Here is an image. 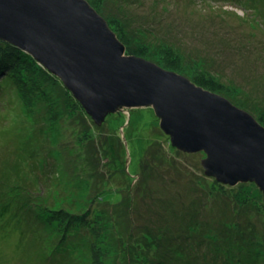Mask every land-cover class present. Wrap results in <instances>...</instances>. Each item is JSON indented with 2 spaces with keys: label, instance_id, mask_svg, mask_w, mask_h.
Wrapping results in <instances>:
<instances>
[{
  "label": "rangeland",
  "instance_id": "rangeland-1",
  "mask_svg": "<svg viewBox=\"0 0 264 264\" xmlns=\"http://www.w3.org/2000/svg\"><path fill=\"white\" fill-rule=\"evenodd\" d=\"M87 2L126 54L139 51L264 127V0ZM31 59L0 62V264H264L255 183L206 177L205 154L175 149L151 108L97 126ZM20 141H33L32 157Z\"/></svg>",
  "mask_w": 264,
  "mask_h": 264
},
{
  "label": "water",
  "instance_id": "water-1",
  "mask_svg": "<svg viewBox=\"0 0 264 264\" xmlns=\"http://www.w3.org/2000/svg\"><path fill=\"white\" fill-rule=\"evenodd\" d=\"M0 41L61 81L101 126L126 109L151 108L180 152H203L206 177L255 183L264 203V127L223 96L125 47L87 0H0Z\"/></svg>",
  "mask_w": 264,
  "mask_h": 264
},
{
  "label": "trees",
  "instance_id": "trees-1",
  "mask_svg": "<svg viewBox=\"0 0 264 264\" xmlns=\"http://www.w3.org/2000/svg\"><path fill=\"white\" fill-rule=\"evenodd\" d=\"M0 52H5V54H4V58H2V59H0V62H2V63H5L6 62V60L7 59H12V61L14 62V63H18L20 60H25V59H31V56H27L24 52H22L20 49H17V48H15V47H13L12 45H9V44H5V43H3L2 41H0ZM135 54L136 56H139L140 57V52L139 51H137V50H133V52H132V54ZM32 60V59H31ZM34 62V61H33ZM1 63V64H2ZM1 67V66H0ZM48 73V72H47ZM48 74H50V73H48ZM200 85V84H199ZM83 110V109H82ZM152 110V109H151ZM140 110H135V111H132V113H135V112H139ZM132 113H131V115H132ZM131 115L129 114V117H131ZM154 116V115H153ZM124 117V116H123ZM151 117H152V115H151ZM152 118H154V117H152ZM156 118V117H155ZM154 118V119H155ZM154 125V122H152V125H151V127ZM150 127V128H151ZM150 128L148 129V131H150ZM117 130H118V128L116 129V130H113V131H110L109 130V128H106V130H105V136H107V138L109 137V138H111V137H113V136H116L117 137V135H115V134H117ZM151 133H149V135H150ZM162 134V133H161ZM152 135V134H151ZM149 139H151L152 138V140L154 139V138H156V137H154V136H150V137H148ZM161 138H164V136H163V134H162V136L160 137V139ZM115 139V144L116 143H118V139L117 138H114ZM159 139V140H160ZM123 154H125L124 153V150H123ZM118 155H119V157L120 158H117V159H115V161H114V163H113V166L115 165V164H121V159L123 158L122 156L123 155H121V151H119L118 152ZM126 155V154H125ZM139 161H141V160H139ZM140 163V162H139ZM138 169H139V165H138V167H137V169H136V171L134 172V174L133 175H138L137 174V171H138ZM126 174H127V177H129L130 179H131V175H129L127 172H126ZM221 185V184H220ZM264 204V203H263Z\"/></svg>",
  "mask_w": 264,
  "mask_h": 264
},
{
  "label": "bare ground",
  "instance_id": "bare-ground-1",
  "mask_svg": "<svg viewBox=\"0 0 264 264\" xmlns=\"http://www.w3.org/2000/svg\"><path fill=\"white\" fill-rule=\"evenodd\" d=\"M15 126H17V125H15ZM26 128H23L22 127V130H21V132H19V134H20V136H21V138H22V136L25 134V132H26ZM20 138V139H21ZM31 140H33L34 141V139H31ZM33 141L30 143V144H26V143H24V142H19V144H18V148H19V153L21 154V156H23L24 154L26 155V156H24V158H28V154H30L32 151H31V145H32V143H33ZM10 144V143H9ZM22 147V148H21ZM22 149V150H21ZM29 157H32V155H30ZM26 162V165L27 164H33L32 162H30V161H25ZM0 163H1V161H0ZM28 168V165H27V167H24V169H27ZM22 260H23V258H22ZM21 261V260H20ZM19 261V262H20ZM25 261V260H24Z\"/></svg>",
  "mask_w": 264,
  "mask_h": 264
}]
</instances>
